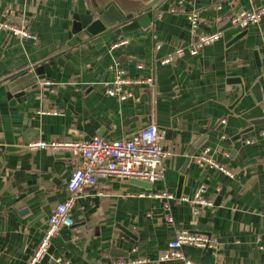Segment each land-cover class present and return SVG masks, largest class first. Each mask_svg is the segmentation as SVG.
I'll use <instances>...</instances> for the list:
<instances>
[{
    "label": "crops",
    "instance_id": "0c3cea01",
    "mask_svg": "<svg viewBox=\"0 0 264 264\" xmlns=\"http://www.w3.org/2000/svg\"><path fill=\"white\" fill-rule=\"evenodd\" d=\"M126 1L130 6L138 0ZM263 5L184 0L179 6V0H163L149 13L151 25L92 36L85 30L70 34L77 0H0V264L28 263L81 161L71 150L28 145L122 139L151 123L171 154L163 176L150 186L106 177L85 189L72 210L75 224L53 238L38 264H58V257L70 264L157 259L182 230L218 241L206 250L183 246L188 259L264 264V123H251L264 118V16L246 29L232 23L238 11ZM193 12L197 34L223 32L222 38L198 55L186 51L161 65L162 57L194 43ZM23 20L35 38L6 27L22 26ZM45 64L51 77L41 80ZM112 66L131 78L153 75L156 87L133 83L125 86L130 98L109 95ZM9 146L28 148L14 152ZM206 149L234 176L201 167L197 158ZM201 183L213 206H202L197 215L195 203L185 198L192 199ZM162 192L175 197L172 223L165 198L157 196Z\"/></svg>",
    "mask_w": 264,
    "mask_h": 264
},
{
    "label": "built area",
    "instance_id": "2783aa9c",
    "mask_svg": "<svg viewBox=\"0 0 264 264\" xmlns=\"http://www.w3.org/2000/svg\"><path fill=\"white\" fill-rule=\"evenodd\" d=\"M184 0H179V6H182ZM264 16V5L254 9L238 11L232 18V23L242 29L248 28L250 25L259 23ZM191 21V30L195 35L198 28V14L191 13L189 15ZM14 34L33 37L29 33L26 20H23L22 26L6 24ZM223 36V32L214 34H197L196 39L190 48L177 47L171 53H168L159 60L161 65L172 63L176 58L182 57L186 51L195 56L200 53L203 47L219 41ZM126 40H122L115 44L117 47ZM160 44L156 48H160ZM141 67V66H140ZM115 70V76L110 86L106 89L107 93L116 96L121 100H126L132 96V92L125 89L129 84H145L151 89L156 87V79L153 75L141 78H131L126 75V71L119 66H112ZM44 84L50 85L48 80L43 81ZM41 149H63L71 150L80 156L81 161L73 170L68 182L67 189L69 191L67 199L60 203L48 220L47 228L43 238L40 241L36 251L29 259L27 264H38L42 262L49 253L51 242L64 227H72L75 224L72 216L73 207L78 197L85 189L96 186L100 179L106 177H115L117 179H136L148 183H153L160 179L166 169L165 161L170 157V153L165 149L163 137L159 133V129L155 124H149L140 129L137 133L130 137L107 140L101 137H94L89 140H60L51 142H39L28 145ZM197 162L201 167L219 169L227 175L233 177V172L222 165L209 149H206L202 155L197 158ZM207 186L201 183L195 190L193 198H185L195 203L194 213L200 214L202 206H213V201L206 197ZM157 196L165 198V210L169 212L167 216L168 222L174 221L170 214L171 201L175 199L174 195L169 192H162ZM218 244L215 237L207 233H199L191 230L179 231L174 240L159 255L157 259H149L146 257H138L131 261L134 264H164L174 259H179L184 264H201L188 259L182 252L185 245L200 248L203 250L214 248ZM58 264H70L63 257H58ZM98 264H127L123 259L113 260L111 262H103Z\"/></svg>",
    "mask_w": 264,
    "mask_h": 264
},
{
    "label": "water",
    "instance_id": "95a60500",
    "mask_svg": "<svg viewBox=\"0 0 264 264\" xmlns=\"http://www.w3.org/2000/svg\"><path fill=\"white\" fill-rule=\"evenodd\" d=\"M162 1L163 0H138L135 4L127 6V4L131 3H128L126 0H77V10L73 16V28L70 34H77L85 30L92 36H96L111 28H117V32H122L135 29L139 26H149L152 23L149 13H151ZM129 7L133 8L129 9ZM240 36L234 40L238 39ZM43 68L47 69V74L41 75L39 77L41 80L46 77H51L50 66L45 64ZM41 69L42 68L38 69L39 73H41ZM251 123L252 126L262 124L264 123V118L254 119ZM27 148V146H9L7 150L18 152L26 150ZM138 182L146 186L151 185L144 181Z\"/></svg>",
    "mask_w": 264,
    "mask_h": 264
}]
</instances>
